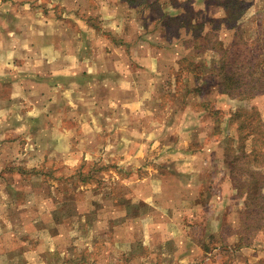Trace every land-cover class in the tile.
<instances>
[{"label":"rangeland","instance_id":"obj_1","mask_svg":"<svg viewBox=\"0 0 264 264\" xmlns=\"http://www.w3.org/2000/svg\"><path fill=\"white\" fill-rule=\"evenodd\" d=\"M87 1L0 0V12L11 13L0 17L15 24L21 16L12 10L25 6V26L32 27L27 29L26 37L40 39L35 36L40 28L36 12L48 19H60L63 14L69 19L71 14L67 11L77 16L76 12ZM157 1L155 9L148 10L151 25L148 38L160 43L164 33L151 29L159 25L156 20L161 12H167L173 20L167 21L165 17L164 25L176 32L180 49H184L183 39H191L193 33L202 31L191 24L213 22L224 14L225 0H206V4L203 0ZM245 1L247 18L239 27L243 37L249 40L257 32L264 35V26H257L255 18L257 11L264 9V0ZM127 9L131 13L135 11ZM185 11H191L192 15H186ZM183 13L188 26L178 17ZM231 37L232 30L221 25L219 38L223 43L227 44ZM169 38L162 44H169ZM214 57L212 51L198 56L204 58L202 63L207 66ZM200 59H195V63ZM257 60L261 64L256 72L260 73V67L264 71V49ZM187 67V62H174L158 72L157 77L150 75L151 94L144 95L147 97L144 102L141 100L135 110L127 106L116 109L119 115L116 120L94 119L95 128L87 120L81 122L83 125L71 119V112H78L73 109L75 100L66 94H62L63 98L70 105L64 108L52 103L54 96L47 97L40 126L29 119H25L24 126H17L16 110L20 108L5 111V120L0 119L3 129L0 130V217H4L5 228L8 226L11 247L36 250L40 243L51 246L54 242L57 249H64L70 247L72 234V247L79 255L93 242L95 248L88 255L94 264H105L108 260L115 264L129 263L132 260L126 257L128 254L134 255L131 259L136 264H264L262 232L256 234L255 244L238 246L241 235L237 233L241 231L237 229V217L246 209L242 204L243 194L232 188L233 164L225 153L224 139L237 133L236 120L228 126L226 122L229 112L240 106L255 108L254 122L264 131V95L245 101L230 98L211 87L196 92L190 87L200 81L187 73ZM30 75L27 72L21 86L23 83L24 87L33 86ZM59 81L65 84L71 80ZM40 89L49 95L48 85ZM114 96L117 99L119 95L112 92L99 103L101 95L94 94L96 101L91 104L95 108L105 105L106 109H112V103L110 106L106 100ZM121 99L125 104L131 96L123 93ZM1 112L0 108V116ZM219 115L222 121L217 124L214 119ZM249 144L246 140V148ZM235 146L231 144L230 148L237 149ZM197 152L202 153L200 159ZM81 174L88 175L84 182L79 178ZM251 182L254 187L255 182ZM51 225L53 231L39 232ZM163 230H180L189 236L180 237L181 244L173 253V260L163 259L160 250H168L180 239L167 235L162 239ZM147 235L153 238L149 245L158 250L144 245ZM173 237L179 238V233ZM1 240L0 236V247ZM186 251L191 253L185 254Z\"/></svg>","mask_w":264,"mask_h":264},{"label":"crops","instance_id":"obj_2","mask_svg":"<svg viewBox=\"0 0 264 264\" xmlns=\"http://www.w3.org/2000/svg\"><path fill=\"white\" fill-rule=\"evenodd\" d=\"M55 1L62 3L61 0ZM26 9L23 6L12 10L13 13L21 16L19 21L12 25L5 17H0V108L2 111L0 119L5 120V111L12 112L18 107L20 110H16L18 112L16 120L19 121L15 122L17 126L18 124L24 126L25 119L32 120L35 125L40 126L41 111L47 102V97L54 96L55 101L51 99L52 103L63 108L70 105L62 94L69 95L68 97L71 96L70 98L75 100L73 109L78 113L71 112V119L78 120L80 124L84 125L81 122L87 120V123L95 128V120L98 118L101 121L105 117L116 120L119 118L116 109L121 110L122 107L127 106L135 110L134 108L141 104V100L143 102L146 100L147 97L144 95L151 94L153 79L149 76L155 74L157 77L158 72L177 58L168 49L169 44H162V41L163 43L165 41L161 36L159 44L148 38L151 25L147 10L144 12L145 16H134L121 0H88L86 6L76 12L77 16L74 12L67 11V14H71L69 19L64 14L60 15V19L56 17L48 19L41 12H36L40 28L35 32V36H40V39L33 40L26 37L27 29L32 28L29 25L25 26L23 16ZM0 14L11 15L9 10ZM89 15L96 17V22L87 21L85 16ZM126 18L128 20L124 21ZM160 45L162 47H158ZM27 72L32 73L28 77L32 80L30 82L33 86L24 87L25 84L21 86L20 83L27 76ZM59 80H71V83L63 84ZM44 85H48L49 89L46 91L49 95L44 89H40ZM63 88H66V91H63ZM112 92L119 95L117 99L114 96L110 101L106 100L109 105L112 103V109L109 107L106 109L105 105L95 108L91 104L92 101H96L92 95L100 94L99 103H102L103 98L109 97ZM123 93L131 96L125 104L121 99ZM111 112L112 116L109 115ZM0 130L3 132L2 128ZM12 145L14 147L16 143L13 141ZM196 154L199 155L198 159L202 157V153ZM175 221L177 224L180 222L177 218ZM4 224V217H0L2 239L0 264H94L88 255L90 250L95 248L92 246L93 242L85 246L81 255L77 250H73L72 234L69 237L70 247L64 249H57L54 242L51 246L40 243L36 250L32 247L23 249L18 245L11 247L7 235L8 226L5 228ZM47 231H53V226H47L39 232ZM160 233L162 239L166 235L176 240L181 236L189 237L180 230L177 232L163 230ZM178 233L179 238H174L173 236ZM151 237L147 235V242L145 241L144 244L143 240V244L150 246L153 240ZM88 239L89 237L85 240ZM180 242L181 239L168 247V250H160L162 258L173 260V253L180 246ZM150 248L158 250L155 246ZM196 248L200 249V246ZM190 253V251L185 252V254ZM147 254L146 252L144 256L146 257ZM132 255L128 254L126 257L133 261ZM98 256L103 257L102 253H98ZM132 261L123 264H136ZM109 262L105 264H111Z\"/></svg>","mask_w":264,"mask_h":264},{"label":"trees","instance_id":"obj_3","mask_svg":"<svg viewBox=\"0 0 264 264\" xmlns=\"http://www.w3.org/2000/svg\"><path fill=\"white\" fill-rule=\"evenodd\" d=\"M129 8L135 11L134 15L145 16L144 12L155 9L157 0H121ZM206 4V0H203ZM140 8H136L135 6ZM223 16L214 20L213 22H195L191 24L193 28L201 27V33H193L189 38L181 41L184 49L178 48L177 35L173 30L166 27L163 19L173 20L172 16H168L167 12H161V16L156 21L160 22L157 27H153L151 32H163L161 36L164 41L166 37L170 36V43L168 49L173 54L178 55L174 62H187V73L200 82L190 89L196 92L206 91L211 87L216 92L225 94L230 98L237 100L249 101L255 97L264 95V71L259 68L260 73L256 70L261 62L257 59L261 51L264 49L263 39L264 35L255 33L252 39H246L241 33L239 27L245 18L247 1L245 0H225L222 2ZM242 5V6H241ZM264 8V7H263ZM149 10V11H148ZM139 11V12H138ZM256 20V25L264 26V9H259ZM186 15H192L191 11H185ZM181 14L178 17L188 26V19ZM144 14V15H143ZM147 16V15H146ZM87 21L94 23V16H85ZM165 19V20H166ZM146 20V19H145ZM225 24L226 28L232 30V37L230 41L225 44L219 38V30L221 25ZM194 31V29H192ZM258 34V35H257ZM177 38L175 41L173 39ZM197 38H200L198 41ZM162 47V45L158 46ZM206 51H212L215 57L210 60V63L203 65L204 58L198 56ZM195 59H200L196 64ZM173 62V63H174ZM204 67V69L202 68ZM170 68L166 67L165 70ZM172 70V69H171ZM175 75L179 70L176 69ZM195 87V88H193ZM191 91V90H189ZM253 106L249 109L238 107L229 112L227 126L236 120V135L224 136L226 139V154L229 157V162H232L233 167L230 171L233 173L231 178L232 188L234 191H240L243 194V207L246 209L238 218V228L241 231L237 233L241 235L238 246H251L255 244V236L258 232H262L264 239V173L262 171L264 164V131L259 124L255 123L253 113L255 112ZM217 114V112H214ZM219 114V113H218ZM249 116V117H247ZM217 116L214 121L219 124L222 119ZM250 142L249 147L246 148L245 141ZM231 144H235L237 149L230 148ZM241 151V153L239 152ZM239 152V153H238ZM236 168V170H234ZM87 174H81L80 180L84 182L87 179ZM251 181L255 182V186ZM257 242V241H256Z\"/></svg>","mask_w":264,"mask_h":264}]
</instances>
